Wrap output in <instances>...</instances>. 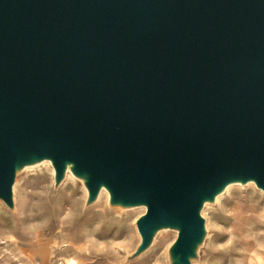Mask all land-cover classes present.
<instances>
[{
    "label": "water",
    "instance_id": "95a60500",
    "mask_svg": "<svg viewBox=\"0 0 264 264\" xmlns=\"http://www.w3.org/2000/svg\"><path fill=\"white\" fill-rule=\"evenodd\" d=\"M43 159L86 203L144 205L190 264L201 208L229 183L264 190V0H0V199Z\"/></svg>",
    "mask_w": 264,
    "mask_h": 264
},
{
    "label": "rangeland",
    "instance_id": "374dc122",
    "mask_svg": "<svg viewBox=\"0 0 264 264\" xmlns=\"http://www.w3.org/2000/svg\"><path fill=\"white\" fill-rule=\"evenodd\" d=\"M259 188V187H258ZM234 182L203 204L205 235L190 264H264V191ZM83 180L69 172L55 184L49 161L26 165L12 184L13 206L0 200V264H170L173 228L140 241L142 206L108 202L101 190L86 203Z\"/></svg>",
    "mask_w": 264,
    "mask_h": 264
},
{
    "label": "bare ground",
    "instance_id": "6f19581e",
    "mask_svg": "<svg viewBox=\"0 0 264 264\" xmlns=\"http://www.w3.org/2000/svg\"><path fill=\"white\" fill-rule=\"evenodd\" d=\"M44 160L49 161L48 159H43L42 161H44ZM67 172H69L72 176L76 177V176L72 173V171L70 170L69 167H67V169H66V173H65V174H67ZM248 182H252V183L255 185V183H254L252 180L247 181V183H248ZM230 184H233V183H229L228 185H230ZM228 185H226V187H227ZM226 187H225V188H226ZM257 188H258V187H257ZM102 189L105 190V191L107 192L106 188H104V186H102V187L100 188L99 192H98V195H99V193H100V191H101ZM258 189L262 190L261 188H258ZM262 191H264V190H262ZM219 194H220V193H219ZM219 194H217V195H219ZM107 195H108V192H107ZM217 195H216V196H217ZM97 197H98V196H97ZM0 200H1V199H0ZM137 206H142V207H144V205H137ZM137 206H134V207H137ZM144 208H145V207H144ZM163 229H168V228H161V229H159L158 231L163 230Z\"/></svg>",
    "mask_w": 264,
    "mask_h": 264
}]
</instances>
